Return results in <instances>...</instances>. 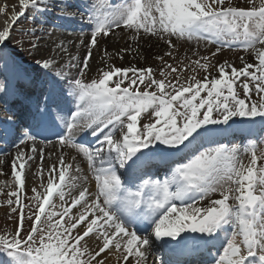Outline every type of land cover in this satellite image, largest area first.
Returning <instances> with one entry per match:
<instances>
[{
    "label": "snow or ice",
    "instance_id": "snow-or-ice-1",
    "mask_svg": "<svg viewBox=\"0 0 264 264\" xmlns=\"http://www.w3.org/2000/svg\"><path fill=\"white\" fill-rule=\"evenodd\" d=\"M53 11L62 24L89 29L83 58L71 54L72 41L42 44L53 35L43 21L17 33L27 15ZM0 14V155L11 156L0 160L6 264H108L113 255L149 264L157 252L168 254L159 264H264V0H18ZM115 29L137 50L153 38L166 45L155 57L160 78L151 66L111 62L131 47L105 51L89 75L93 49ZM182 40L216 45L213 57L241 48L252 59L241 56L237 68L195 51L181 66ZM13 42L34 69L16 60ZM197 69L202 78L185 75ZM237 130L246 143L223 142ZM65 149L77 155L69 161ZM46 152L55 155L48 166Z\"/></svg>",
    "mask_w": 264,
    "mask_h": 264
},
{
    "label": "bare ground",
    "instance_id": "bare-ground-1",
    "mask_svg": "<svg viewBox=\"0 0 264 264\" xmlns=\"http://www.w3.org/2000/svg\"><path fill=\"white\" fill-rule=\"evenodd\" d=\"M72 2L73 3H79V0H72ZM13 4L18 5V0H0V7H3L4 5H8L9 9H11ZM72 10L75 11L77 9H72ZM2 16L4 17L3 14H0V19H2L1 18ZM50 16H52V14H50L44 18L40 17V20H37V18H38L37 17L35 20H37L39 22H41V21L44 22V20H48L50 18ZM0 23H2V22H0ZM37 25L38 24L31 22V28L33 26H35V27L41 26V25H38V26ZM49 27H50V24L48 26H45L47 31H50L53 33L51 40H48L47 37H45V40L42 41V44H44L46 47H51L52 41L59 42L62 40L65 42V44H68L69 41H72L73 44L75 45V47L70 46L71 54L72 55H79L81 58H83V56L86 54V48L84 45L80 44V40L83 39L85 41V44H87L89 30L86 29L87 28L86 26L81 25L79 22H76L74 24L64 25L60 21V28L59 29L56 28V29L50 30ZM82 27L84 30L83 36L81 35V28ZM187 43H188V45L192 44L193 46L196 45L197 47L200 44L210 45L209 43L204 42V41H201L198 44L195 41L187 42ZM160 45H161V43H157L155 38H153L151 40L141 41L140 47L137 50V46L133 42L130 41L126 30L115 29L114 35H110L109 37L105 38L104 40H101L99 42L97 48L93 49L92 58L89 61L90 65H91V72L89 73V75H91V76L96 75L97 70L104 66L103 62L108 60V57L105 55V51H107V53H109V54H112V53L117 52L119 49L126 48V47H131V50L129 52L123 54L124 59L123 60L115 59V60L111 61L112 63H114L117 67H122V68L129 67V66H134L137 68L138 67L142 68V66H144V68L149 67L150 66L149 61L152 59H155V57L157 55H161V53H159V51H158V50L162 49V47ZM157 48H158V50H157ZM22 53L23 54L18 52V54L20 56H22L23 59L22 60L20 59L17 61L22 62L23 64H26L24 62V59L26 57L25 51ZM28 57H29V55H28ZM251 59H252V57L248 56L249 62H251ZM217 75H218V73H217ZM0 111H1L0 116L6 115V113L4 112V107L2 104H0ZM86 136L88 137L90 135H86ZM91 141H92V139H91ZM0 147H3V145H1ZM59 151H60V149L57 148V153ZM64 151H65V153H70L69 161L71 160V156L77 155L75 153V150L65 149ZM241 158L247 164L248 160L250 159V155L242 154ZM0 160L10 161L11 156L0 155ZM53 160H55V155H53L51 158H49L48 154L46 152L45 153V161H44L45 166L50 165ZM75 163L83 166V164L86 163V161H83L82 157L77 156V160L75 161ZM3 167H4L5 172L10 173V164H5ZM4 179H7V177L0 176V180H4ZM37 183H39L38 180H37ZM27 184H28L27 195L31 196L32 195L31 187L33 186V178L31 176H29ZM4 199H5V197L3 195H0V201H3ZM25 202L27 203V201H25ZM2 212L5 213L4 210H2ZM159 258L160 257L158 255V253H154L153 256H151L149 258V264H153V262H155V264H158ZM108 264H119V261L117 260L116 256L113 255L110 257Z\"/></svg>",
    "mask_w": 264,
    "mask_h": 264
},
{
    "label": "rangeland",
    "instance_id": "rangeland-1",
    "mask_svg": "<svg viewBox=\"0 0 264 264\" xmlns=\"http://www.w3.org/2000/svg\"><path fill=\"white\" fill-rule=\"evenodd\" d=\"M260 2H261V0H255V3H256L257 6H259ZM232 3L234 5L244 6V5L247 4V0H232ZM53 12L55 14V11H53ZM1 18L2 19H0V22H2V23H0V25L3 24V21H4L5 17L2 16ZM32 19L33 18H31L30 15H27V17L25 19H23L22 24H20V27L17 28V33H19L20 28H24V29L31 28V20ZM160 46L162 47V49L158 50V48H157V50L159 51V53L163 54V52L167 50L166 49V45H164L161 42ZM177 47L179 49V57H178V59L179 58H183V63H182L181 66L187 65V64L190 63L191 60L197 58L193 54L195 51H198L201 56H208L212 64L222 63L224 61H227L229 63L234 64L237 68L242 67L240 57L244 56V58L246 60H248V56H249V54L247 52H245L241 48H236V49H227L226 48V49H223L218 55L213 57V56H211V53L215 51L216 45H214V44H210V45H208V44H204V45L200 44L197 47L196 45L193 46L192 44L188 45V43L186 41H183V40L177 42ZM9 49H14L12 54L15 56L16 59H21V60L23 59V57L20 56L18 54V52H20L21 54H23V53L21 51H19L18 47L15 45V42H13L12 44L9 45ZM25 56L26 57L24 59V62L27 65H29V64L31 65L33 63V60L30 57H28L27 51H25ZM149 62H150V66L153 68V70L156 71L157 78H160L159 74H158V66L160 65V62L158 60H156V59H152ZM170 62L173 63L174 65L177 63V61H170ZM138 68H140V67H138ZM142 68H144V66H142ZM211 72H212L213 76H217V72H216L215 69H211ZM185 75L186 76L196 75L197 78H202L205 75V73H204L203 70L197 69L196 72H192L191 70H189ZM237 90L240 91L241 95H242V89L238 87ZM140 122L142 124V123L150 122V121H148L146 119L145 115H142V117L140 118ZM261 149H264V144H262L260 149L257 151L258 154H259V151ZM2 210H4L5 213L8 211L6 208L0 207V232H3L6 227H7V230L10 231L11 230V222L7 221V217H6L5 213L2 212ZM6 261H7L6 256H4L3 254H0V264H6Z\"/></svg>",
    "mask_w": 264,
    "mask_h": 264
}]
</instances>
